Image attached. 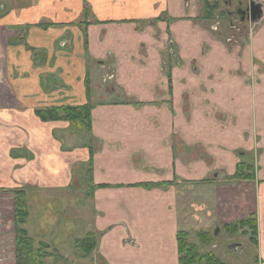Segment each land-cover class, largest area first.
Listing matches in <instances>:
<instances>
[{
  "label": "crops",
  "instance_id": "obj_1",
  "mask_svg": "<svg viewBox=\"0 0 264 264\" xmlns=\"http://www.w3.org/2000/svg\"><path fill=\"white\" fill-rule=\"evenodd\" d=\"M214 1H4L0 193L70 191L89 151L66 121H43L36 111L89 103L92 231L102 263L180 264L179 231L200 225L215 235L255 216L256 256L236 264H264V0L262 17L243 24L253 27L247 36L232 29L233 16L207 23L205 4ZM182 25L184 34L198 28L203 43L207 34L215 50H231L237 65L245 39L254 63L244 71L257 80L238 81L239 69L210 70L201 58L178 65L189 58L172 53L174 41L190 47ZM240 160L257 165L254 179L227 181Z\"/></svg>",
  "mask_w": 264,
  "mask_h": 264
},
{
  "label": "rangeland",
  "instance_id": "obj_2",
  "mask_svg": "<svg viewBox=\"0 0 264 264\" xmlns=\"http://www.w3.org/2000/svg\"><path fill=\"white\" fill-rule=\"evenodd\" d=\"M11 1L10 6H13L19 4L21 0ZM209 3L210 2H208V4ZM210 4L213 6V3ZM206 8L207 7H205V10ZM93 13V17L96 19V12ZM228 17L229 15H227L226 12H220V10H213L212 14L205 15L206 21H208L207 23L213 20L215 22L216 19L227 20ZM203 23L204 22L201 23L196 21L194 25L196 24L197 27L201 29L204 27L205 23ZM198 28H193L194 30L191 29L189 33L184 34L187 29L183 25L178 27L180 36L187 37V41L190 45V47L186 49L184 46L177 45L174 41L173 55L178 57L179 53L182 52L184 54L188 52L187 57H189L184 61L178 58V65L192 68L194 65L199 64V58H201L202 63L210 70H222L224 68L228 70V68H230L232 69L231 71H235V69H239V72L238 70L236 71L239 74L238 81L254 83L257 80L256 77L252 76L253 74L251 76L245 74V71L252 68L250 66L254 63L253 61L251 64L245 55V49L243 50V45L246 43L245 39L243 43H240L237 50V65L234 58L230 57L231 50L227 48H225V50L219 49V45L217 46L218 50H215L213 48V42L208 39L210 37H208L207 34V43H203L202 38L204 34L202 35ZM252 29L249 30L252 31ZM245 31H247V29ZM200 48L201 52H199ZM191 56L193 58H191ZM212 64L215 66L211 68L210 66ZM209 80L212 81V77H210ZM212 112L215 116L214 110H212ZM52 121L65 122V120ZM66 122L71 129L70 133L76 134L77 145L88 149V159L86 162L78 163L77 167H75L72 180L73 184L69 188L70 191L64 193L41 190V192H38L31 190L27 195H24V199L28 204L29 215L26 223L22 225V227L27 229L32 236L34 247L40 246V242L48 244V256L44 258V264H104L97 253L96 238L94 243L95 246L87 254L82 251L83 249L77 246L78 243L76 244V239L85 237L88 233L96 236L92 231V219L95 215L91 200V190L93 189V185H91V157L93 151L96 149V144L91 139L92 132L80 128L76 130L71 127L70 122ZM254 157H257V155L254 154ZM255 167L257 168V165H255ZM232 178V176L226 177L227 181L232 180ZM209 180H214L213 175H210ZM190 194L191 197L194 196V198L189 211L194 212V217L191 219V222L195 223L197 216L195 212H199V207H197V194L196 191ZM17 202L18 195L15 191L6 192L5 194L0 193V264H17L19 260L15 247V213L17 210ZM219 228L220 230L217 228V232L213 236L214 230H211V227H209L208 231L211 230L209 233L210 235L212 234V236H210L211 240L208 242H202L197 236V233L200 230L202 231V226L200 225L197 227L189 226L190 233L188 236L192 242L198 244V250L200 252H211L226 263L230 262L236 264L255 258V244L254 241L249 238L254 237V235H252L250 228L246 229L247 233L245 234L241 230L228 233L223 228ZM203 229L207 230V227H203ZM235 246L238 247L235 248ZM245 249L247 253L244 252Z\"/></svg>",
  "mask_w": 264,
  "mask_h": 264
},
{
  "label": "trees",
  "instance_id": "obj_3",
  "mask_svg": "<svg viewBox=\"0 0 264 264\" xmlns=\"http://www.w3.org/2000/svg\"><path fill=\"white\" fill-rule=\"evenodd\" d=\"M19 1V0H18ZM0 6H5L4 1L0 0ZM212 4L207 5V14L213 12ZM91 107L90 104L56 106L45 109H37V116L43 121L65 120L71 123V127L78 130L86 129L89 131L91 126ZM255 167L253 164L246 161H239L236 165V170L232 175L234 180L250 181L254 179ZM18 195L17 210L15 213V247L19 256L17 264H42L44 258L48 256V244L40 242L38 247L33 246V238L28 230L22 227L27 221L29 215L28 204L24 199L25 191L21 189L14 190ZM247 228L251 229L254 237H249L250 240L256 243L257 223L255 216L243 218L224 225V230L229 233L241 230L244 234L247 233ZM197 236L202 242L211 240L212 234L209 232L199 231ZM178 240V256L180 264H223L213 253H202L198 250V244L189 239L186 231H179ZM78 247L83 249L84 253L95 246V236L88 233L85 237L76 239ZM85 250V251H84Z\"/></svg>",
  "mask_w": 264,
  "mask_h": 264
},
{
  "label": "flooded vegetation",
  "instance_id": "obj_4",
  "mask_svg": "<svg viewBox=\"0 0 264 264\" xmlns=\"http://www.w3.org/2000/svg\"><path fill=\"white\" fill-rule=\"evenodd\" d=\"M221 2H223L225 5L222 8L220 7V9H219L220 12L224 11V12H226L227 15H229V17L233 16L235 18L236 22L234 25H232V29L237 30V33L239 35L246 34V36H247L248 30L252 29L253 27L249 28V29H247V31H245L246 28L243 26V24L246 22V23H249V25H250L251 23L257 22L262 17V14H263V7H262L261 3H259L257 0H217L214 2H210V3H213V7H214L213 10H218L217 8ZM251 3L261 5L260 7L262 9V13H261L260 18H258L257 20H252L250 17V4ZM207 5H208V3L205 4V7H207ZM206 15H207V11H206ZM249 32H250V30H249ZM223 228H224V226H223ZM215 230H214V232H215ZM213 236H214V234H213ZM255 245H256V243H255ZM236 247H238V246H235V248ZM244 252L247 253V250L245 249ZM218 259L221 261L220 258H218ZM221 262H223V261H221Z\"/></svg>",
  "mask_w": 264,
  "mask_h": 264
},
{
  "label": "water",
  "instance_id": "obj_5",
  "mask_svg": "<svg viewBox=\"0 0 264 264\" xmlns=\"http://www.w3.org/2000/svg\"><path fill=\"white\" fill-rule=\"evenodd\" d=\"M260 6V4H250V17L252 20H257L258 18H260L262 13V9Z\"/></svg>",
  "mask_w": 264,
  "mask_h": 264
}]
</instances>
